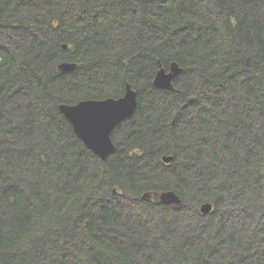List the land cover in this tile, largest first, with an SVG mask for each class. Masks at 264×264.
I'll use <instances>...</instances> for the list:
<instances>
[{
	"label": "trees",
	"instance_id": "trees-1",
	"mask_svg": "<svg viewBox=\"0 0 264 264\" xmlns=\"http://www.w3.org/2000/svg\"><path fill=\"white\" fill-rule=\"evenodd\" d=\"M127 82L102 159L59 106ZM0 264H264V0H0Z\"/></svg>",
	"mask_w": 264,
	"mask_h": 264
},
{
	"label": "water",
	"instance_id": "water-1",
	"mask_svg": "<svg viewBox=\"0 0 264 264\" xmlns=\"http://www.w3.org/2000/svg\"><path fill=\"white\" fill-rule=\"evenodd\" d=\"M64 46L67 47V44ZM76 66V62L69 61L58 64V68L64 72L71 71ZM181 70L176 61L168 68L160 64L154 77V85L164 89L173 88L174 80ZM137 104V90L127 82L125 93L118 98L85 99L75 104L61 103L59 108L72 123L77 137L99 157L107 159L116 150L112 140L113 129L135 113ZM163 160L168 163L173 160V155H164ZM151 198L152 194L149 191L142 194L144 200ZM159 201L162 204L179 203L180 197L173 190H163L159 193ZM212 208L210 202H205L200 206V211L208 214Z\"/></svg>",
	"mask_w": 264,
	"mask_h": 264
},
{
	"label": "flooded vegetation",
	"instance_id": "flooded-vegetation-1",
	"mask_svg": "<svg viewBox=\"0 0 264 264\" xmlns=\"http://www.w3.org/2000/svg\"><path fill=\"white\" fill-rule=\"evenodd\" d=\"M126 90V89H125ZM125 93V92H124ZM123 93V94H124ZM123 94H121L120 96H122ZM120 96H117V97H114V96H110V97H114V98H118V97H120ZM105 98H108V97H105ZM105 98H85V99H105ZM85 99H81V100H85ZM80 101V100H79ZM79 101H77V102H79ZM137 101H138V97H137ZM77 102H75V103H77ZM66 104H75V103H68V102H65ZM138 105V104H137ZM64 116H65V114H64ZM65 118H66V123H67V125H70V124H72L69 120H68V118L65 116ZM128 119H130V117L129 118H126L125 120H123V121H121L114 129H113V132H112V140L114 141V137H113V133H114V131H119L120 129H121V125L122 124H124L125 123V121L126 120H128ZM129 126H132V124L130 125H128L127 124V127H129ZM81 140V139H80ZM82 141V140H81ZM83 142V141H82ZM84 143V142H83ZM114 143H115V145H116V142L114 141ZM85 144V143H84ZM117 147V146H116ZM152 195H153V193H152ZM158 198H159V194H158Z\"/></svg>",
	"mask_w": 264,
	"mask_h": 264
},
{
	"label": "rangeland",
	"instance_id": "rangeland-1",
	"mask_svg": "<svg viewBox=\"0 0 264 264\" xmlns=\"http://www.w3.org/2000/svg\"><path fill=\"white\" fill-rule=\"evenodd\" d=\"M175 79H176V78H175ZM185 103H187V101H186ZM61 112H62V111H61ZM126 131H127V124L124 123V124L121 125V132L124 133V132H126ZM162 162H163L165 165H167V164H170L172 161L166 163V162L163 160V156H162ZM144 192H146V191H144ZM146 201H147V200H146ZM129 204H131V202H129ZM201 205H202V204H201ZM201 205H200V206H201ZM212 209H213V208H212ZM143 211H145V210H143ZM211 211H212V210H211ZM211 211H210V212H211Z\"/></svg>",
	"mask_w": 264,
	"mask_h": 264
},
{
	"label": "clouds",
	"instance_id": "clouds-1",
	"mask_svg": "<svg viewBox=\"0 0 264 264\" xmlns=\"http://www.w3.org/2000/svg\"><path fill=\"white\" fill-rule=\"evenodd\" d=\"M142 195V194H141ZM141 198H142V196H141Z\"/></svg>",
	"mask_w": 264,
	"mask_h": 264
},
{
	"label": "bare ground",
	"instance_id": "bare-ground-1",
	"mask_svg": "<svg viewBox=\"0 0 264 264\" xmlns=\"http://www.w3.org/2000/svg\"><path fill=\"white\" fill-rule=\"evenodd\" d=\"M133 116V115H132Z\"/></svg>",
	"mask_w": 264,
	"mask_h": 264
}]
</instances>
